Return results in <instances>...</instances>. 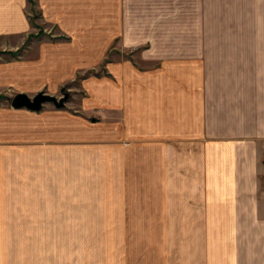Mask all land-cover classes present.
<instances>
[{"label": "crops", "instance_id": "crops-1", "mask_svg": "<svg viewBox=\"0 0 264 264\" xmlns=\"http://www.w3.org/2000/svg\"><path fill=\"white\" fill-rule=\"evenodd\" d=\"M41 91L68 101L12 105ZM51 240L264 264V0H0V264Z\"/></svg>", "mask_w": 264, "mask_h": 264}, {"label": "water", "instance_id": "water-1", "mask_svg": "<svg viewBox=\"0 0 264 264\" xmlns=\"http://www.w3.org/2000/svg\"><path fill=\"white\" fill-rule=\"evenodd\" d=\"M68 94H64L63 96H56L45 91H41L37 93L34 97H30L26 93H17L12 98V105L16 108H28L30 110L39 111L43 108L45 103L51 102L54 103L57 107L65 106L68 101Z\"/></svg>", "mask_w": 264, "mask_h": 264}, {"label": "rangeland", "instance_id": "rangeland-1", "mask_svg": "<svg viewBox=\"0 0 264 264\" xmlns=\"http://www.w3.org/2000/svg\"><path fill=\"white\" fill-rule=\"evenodd\" d=\"M33 18H36V16H33ZM62 93L60 96H63ZM104 240H98V241H80V240H66V241H58V240H51L50 241V255H51V264H57V258L60 259L62 257H58V249L60 248L59 244L65 243V255H66V264H72L73 262H79V259L82 258L79 256V253L77 252V247H87V243H95V245L98 247V249L104 248ZM89 247V246H88ZM76 248V249H75ZM75 249V250H74ZM64 254V253H60ZM84 255V254H83ZM80 257V258H79ZM84 257V256H83ZM70 261V262H68ZM84 263V261H83ZM62 264V263H61Z\"/></svg>", "mask_w": 264, "mask_h": 264}]
</instances>
